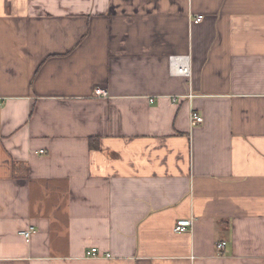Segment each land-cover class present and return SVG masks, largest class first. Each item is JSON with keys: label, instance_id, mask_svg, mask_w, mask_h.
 <instances>
[{"label": "crops", "instance_id": "crops-1", "mask_svg": "<svg viewBox=\"0 0 264 264\" xmlns=\"http://www.w3.org/2000/svg\"><path fill=\"white\" fill-rule=\"evenodd\" d=\"M0 264H264V0H0Z\"/></svg>", "mask_w": 264, "mask_h": 264}, {"label": "built area", "instance_id": "built-area-1", "mask_svg": "<svg viewBox=\"0 0 264 264\" xmlns=\"http://www.w3.org/2000/svg\"><path fill=\"white\" fill-rule=\"evenodd\" d=\"M202 20H203L202 16H197L194 22L200 23ZM169 67H170L171 74L174 76L188 78L191 75L189 57H180V56L170 57ZM108 96H109L108 93L104 89L97 88L94 90L93 97L95 99H98V100L107 99ZM201 122H202V118L199 117L197 114L192 113L190 115L191 124L193 123L200 124ZM192 222H193L192 219L177 221L176 226L174 228V232L175 233L186 232L187 229H191ZM32 232H33V228L27 231L21 232L20 234L23 237L28 238ZM225 246H226V243L221 242L216 245V248L217 250H223ZM86 256L90 258L99 257L98 250L96 248H92L91 250L86 252ZM105 258H109V255H105Z\"/></svg>", "mask_w": 264, "mask_h": 264}]
</instances>
